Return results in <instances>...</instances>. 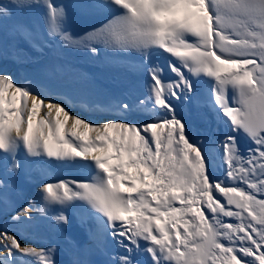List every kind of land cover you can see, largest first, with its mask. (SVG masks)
<instances>
[{
  "label": "bare ground",
  "instance_id": "1",
  "mask_svg": "<svg viewBox=\"0 0 264 264\" xmlns=\"http://www.w3.org/2000/svg\"><path fill=\"white\" fill-rule=\"evenodd\" d=\"M192 29L195 34H188ZM0 37L6 53L10 52L7 57L19 65L26 63L34 49L49 53L45 65L37 68L40 78L36 83L42 87L32 86L39 97L31 94L30 87H19L27 80L25 76L16 75L8 90V69L0 76V220L4 218L6 232L12 228L35 243V257L40 258L42 252L52 264H61L66 257L68 264H105L117 239L111 232L116 225L113 221L125 218V202L141 195V182L118 187V181L116 187L108 180L117 163L109 153L114 152L116 143L121 144L119 136L124 144L118 161L129 149L144 147L155 154L160 180L166 170L175 173L171 166L183 159L179 153L184 147H190L197 160L185 178L191 175V180H201L202 175L203 184H209L215 174L225 173L226 167L230 170L236 159L241 166L233 170L237 176L234 182L233 177L220 178L227 188L226 201L235 203L232 211L243 214L251 195L264 199V0H0ZM153 49L162 50L149 59L146 69V53ZM121 75L130 88L119 92L113 88V77ZM128 97L146 107L168 104L170 123L159 138L149 131V140L139 142L138 131L128 132L126 123L123 127L119 110L123 104L125 109L129 107ZM78 101L85 103V111L82 105L72 107ZM121 129L128 130L121 133ZM169 151L172 154L167 159ZM62 160L68 161L72 176L64 177L65 172L59 170ZM205 160H210L212 167L197 170L198 163ZM46 175L49 178L29 185V178ZM183 178L177 180L174 191L161 190L157 198L166 202L185 193L188 198ZM141 181L146 182L144 178ZM222 214L229 222V215ZM161 218V223L151 219L143 230L145 242L131 239L129 244L138 249V264L157 262L148 243L159 245L165 225H169ZM258 220L250 217L242 227H229L233 245L241 246L252 264H264V223L257 225ZM184 229L182 226V233ZM244 230L246 241L238 238ZM205 232L199 234L200 239ZM167 237L163 242L170 245L161 249L159 258L175 260L172 253L178 244ZM16 240L10 238L9 247ZM236 250L232 249V254ZM0 251L8 259L14 257L10 251ZM128 258L119 264H128ZM223 260L228 264L229 260Z\"/></svg>",
  "mask_w": 264,
  "mask_h": 264
},
{
  "label": "rangeland",
  "instance_id": "2",
  "mask_svg": "<svg viewBox=\"0 0 264 264\" xmlns=\"http://www.w3.org/2000/svg\"><path fill=\"white\" fill-rule=\"evenodd\" d=\"M212 2H216V0H212ZM207 5H208L209 8L211 7L209 5V3ZM193 15L195 16L196 14H193ZM238 17H239V15L234 14V18H238ZM247 17H249V16H247ZM167 24H169V23L167 22ZM188 34H195V32L192 29ZM166 37L169 38V36H166ZM2 38L3 37H0V48H1V52H0V70H1L0 71V76H2V75L4 76V74L6 73L5 69H8L9 77L7 78V80H5V81H7L6 82L7 88L6 89L8 90V86H10L11 81H13L15 79L16 75H20L21 74L22 76H25L24 79H27V80H25V82L21 83V86H19V87H21L22 89H29V87H30V91L31 90L33 91V93H31V94H33L34 96L36 95V96L39 97V94L37 95V94L34 93V92L37 93V91H38V90L35 91V88L38 89V88L42 87V85H40V83L39 84L36 83V80L40 78V75H39L40 73L37 70V68L40 67V66L45 65L44 64V59L47 56H49V53L43 52V51H38V50L34 49V50H32L33 52H31V55L28 57L29 60L27 58L26 59V63H24L23 65L21 64L22 65L21 66L16 61H14L13 59L10 60V58L7 57L10 52L6 53V51H7V50H5L6 46H5L4 42H3L4 38L3 39ZM25 49H26V47L23 46L22 50H25ZM197 49H200V47H197ZM25 64H27V65H25ZM33 81H34V83H33ZM113 81H114L113 88L119 89V92L126 91V90H128L130 88V86H129L130 83L127 82V80L125 79V76H122V75L120 77L114 76L113 77ZM31 83L34 84V85H32ZM55 83H59V82H55ZM165 83H167V82H165ZM35 85H38V86H35ZM32 86H35V88L33 87V89H32ZM39 86H41V87H39ZM106 88H107L106 90L109 92V87H106ZM1 91L2 90H0V94H2ZM51 96H54V94L51 95ZM56 96H57V100H61L62 101L61 96H59V95H56ZM131 98L132 97H128V100L130 102L129 103V107L127 109H125L124 107H126V105L123 104V105H121L122 107L119 110L120 112L118 111L120 116H121L120 119H122L123 123H124L123 127H125L126 124H127L126 128H129V130L128 129H121V133L124 132V130H128V132H131V133L133 132L134 134L138 131L137 134H135V135H136V138L139 140V142H141V141L144 142V141L149 140V137H148L149 131L152 132V133H156L157 137L159 138L161 136L162 132L166 130L167 125L170 123V111H169V109H167V105L168 104L165 103V104L161 105L162 106L161 107L159 105L160 103H157L156 105H152V106L147 105V107H146V105H144V103L142 101L138 102V100H134L133 98L132 99ZM82 103L83 102H79L78 101L76 103V105H74V106L72 105V107L73 108L76 107L75 109H79V108L82 107V108H84L83 110L85 111L86 110V107H85L86 105H85V103H83V104ZM0 104H1V102H0ZM97 107H98V105L94 106L93 110L97 111L98 110ZM111 108H112V106L110 107V109ZM145 108H148V109L145 110ZM164 108H166V109H164ZM119 137H120L119 141L121 142V144H117L116 143L115 144L116 148H115L114 152L109 153L110 154L109 157L112 156L113 158H115V162L117 161L118 164L116 163L115 166L113 167V170L109 173L108 180L112 181L114 185L117 184L116 182L119 181L118 184H117L118 187H122V186L131 187V185H133L134 183H140L141 182L140 183L141 195H139L140 197H138V198H136L135 197L136 195H135L134 196L135 198L133 197V200H131V202H129L130 204L128 202H125L126 206H124V208H123V211L125 213L124 214L125 218H122V220L121 219H117L118 221L117 220L113 221L116 225H114V227H112L113 230L111 232H112V234H116L117 239H115L116 241L114 243L115 247H114L113 252L108 253L107 256L105 257V264H119V262L122 261V259L125 260L127 257H129L128 258V264H138L139 263L137 261L138 249H137V247L136 248H132L133 245H131L129 243L131 242L132 238H134V240L136 239L138 244L142 243V242H145L146 241V237H144L145 232L143 230H145V231L147 230V225H148L149 222H151V219H152V221L160 220L159 221L160 223L163 222L161 217L166 219V221H167L166 223L169 224V225H165V230L166 231L162 234V237L159 239V243H158L159 245H156V243H155V245H151V243H148L149 244V249H151V251H152V249H154L153 252L155 251V255H156L155 258H158V260H157V262L155 264H157V263L158 264H211V263L212 264H223V262H224L223 258H225V261L229 260L228 264H236V262H237V264H248L246 262H250L249 254H248V256L247 255L245 256L244 251H243L241 246L238 248V247H236V245H233V243H232V241L230 239V237H232L231 234L233 232H232V230L229 227H231L232 225L235 226V227L236 226L242 227L243 225L241 223L243 221H245V219L247 220L250 217H257L259 220L257 221L256 224L257 225H259V224L262 225L264 223V199H260V198H257V196L251 195L250 197H248L249 198L248 199V201H249L248 202L249 203L248 207L245 208L244 210H241L242 213L244 212L243 214H235L236 211H234V210L232 211V208L234 207L235 203H230L229 201H226V198H227V196L225 195V192H226L225 188L226 187L223 186L224 184H221L222 181H221L220 178L225 177V176L233 177L232 178L233 181L231 183L234 182V178L236 179L237 176H236V173H234L233 170H234V168H237V167L241 166V164H238L236 159L233 158L234 160L232 161V166H231L230 170H227V167H226L225 173H221V174L219 173L218 175L215 174L216 176L212 179V181H209V184H203V183H201L202 180H203L202 175H200L201 180L200 179L191 180V175H189V179L185 178V177L188 176V172L190 170L189 168L192 166V163H197V160L192 158V153H193L192 149L190 147H184V150L185 149H190V150H188V152H186V153H184V150L179 153V155L182 156L183 159L179 158V160H180V161H178L179 163L177 162V163H175L174 165L171 166L172 168H173V166L175 167L173 169L175 171V173L171 172L169 170L168 171L166 170V173H165L166 176L165 177L166 178L168 177V178L166 179L165 177H163L160 180V178L157 175L158 171L157 170L155 171V167H154V155L155 154H154V152H149V151L146 152V149L144 147H142V149H138L136 147H134V149H129V151H127V153H126V156L118 161L117 156L123 152L122 145L124 144L123 137L122 136H119ZM168 153H169L168 155L166 153L167 159L170 157L169 155L172 154V153H170V151ZM131 156H132L133 159L131 158ZM191 160H193V161H191ZM51 161L52 160H50V162ZM188 161H191V162H188ZM62 162H64V163L61 164L62 166L60 165L61 167L59 168V170H62L63 172H65L66 175L64 177L72 176V175L68 174V170L71 168L70 165L68 164V161L67 160H62ZM65 163H67V164H65ZM198 164L200 166L197 168V170H199V169H203L204 170V168L208 169L210 166L212 167V164H211L210 160H208V161L205 160V161L199 162ZM64 165L66 166L65 168H64ZM61 168H64V169H61ZM153 168H154V170H153ZM203 170H202V172H204ZM39 171H42V170L39 169ZM143 171H144V173H143ZM227 171L228 172L231 171V172L228 173ZM118 172H120V173H118ZM168 172H169V174H168ZM142 173H143V175H142ZM171 173L173 175H171ZM62 174L64 175V173H62ZM209 174L211 175V173H209ZM78 177H80V176H78ZM45 178H49V175H46L44 178H39V177L36 178V179H30L29 178V185H30V182L35 185L37 180H43ZM143 178L146 181L145 183H144V181H141ZM151 178H152V180H151ZM180 178L184 179L187 187L189 188V192L190 193H189L188 198L184 197V196L187 195V193H185V195H179L178 196L179 200L175 198L173 200H169V201H166V202H163L162 199L160 201V198L159 199L157 198V196L160 195V191L161 190L162 191H168L169 193L171 191H174L175 188H177L175 186L176 185L175 183H177V180L178 179L180 180ZM215 179H216V181H215ZM262 179H263V177H262ZM150 181H152V182L150 183ZM188 181H190V182H188ZM171 183L172 184L174 183V184L172 185ZM114 185H113V187H114ZM117 185H115V186L117 187ZM230 185L233 186V187L237 186V184H230ZM203 186L205 187L207 192H205V189H204ZM233 191H235V189H233ZM142 192H144V194ZM198 194L199 195L202 194V195L199 196ZM17 195H19V194H17ZM197 195H198V197H197ZM139 198H140V200H139ZM199 199H200V201L198 202ZM196 201H197V203H196ZM133 202H134V204H135V202H137V203L134 205V204H132ZM169 202H170L171 205L169 204ZM213 202H214V204H213ZM206 203H207V205H206ZM228 203H229V206H227ZM164 204H165L166 207L164 206ZM216 205L219 207V210H218V207ZM244 205H245V203H244ZM209 206L211 208H213V210L211 208L209 209ZM186 207H189L190 209L186 208ZM156 208L159 209V210L157 211ZM229 209L231 211H229ZM140 210H142V211H140ZM251 210H253V211H251ZM137 211H138V213H137ZM197 211H199L198 214H197ZM222 211L229 215L228 216V220L230 219L229 222L225 221L226 219H224L223 214L220 215L222 213ZM191 212H193V213L191 214ZM199 213H200V217L201 218L199 217ZM193 214L195 215V217H194ZM210 214H212L213 216L210 215ZM245 214H246V216H245ZM165 215L166 216L168 215V217H166ZM135 216H137V218ZM140 218H142V219H140ZM207 218H208V220H207ZM3 219L4 218H1V220H0V222H1L0 223V248H2L4 251L5 250L6 251H10V254L12 253V256H14V257H12L11 259H8L6 256H4L5 252L0 251V264H3V263L7 264L8 262H9L8 264H16V263H18V264H41V262H42V264H44V263L45 264H52V262L47 261V259L45 257V254L42 253V252L40 253V258L41 259L38 258V257H35V253H34L36 251L35 243H33L28 237L23 236V235H26L24 232H23L24 234L21 235L20 233H17L14 230L12 231V228H10L6 232V228H3V226H2L4 224V220ZM139 219H140V221H139ZM241 219H242V221H240ZM231 220L233 221V223L230 222ZM173 221H175V222H173ZM176 221H177V223L180 226L176 223ZM180 222H182V223L180 224ZM223 222L225 224H223ZM140 223L142 225H140ZM143 223H144V225H143ZM166 223H163V224H166ZM175 223H176V225H174ZM136 224H139L140 226H138V228H137ZM247 225L251 226L250 223H248ZM77 226L79 227L78 224H77ZM182 226H183V229L185 227V229L183 230V232H185V233H182ZM224 226L226 227V229L222 230V228ZM166 227H169V229L166 228ZM16 229H18V228H16ZM18 230L22 233V231L20 229H18ZM136 230H137V233H136ZM141 231L143 232V234H142ZM203 231H206L205 232V236H204L203 239H200L199 238L200 237L199 234H202ZM178 235L179 236L181 235V236H183L185 238H179ZM245 235H246V231L244 230V234H241L238 238L242 237V238H244V240H242V241H246V236ZM127 236L128 237L131 236V238H127ZM167 236H171L170 237L172 239L171 241H175L178 244V246L174 247L175 251L172 253V257L176 258L178 260H176V259L172 260L170 257H168V259H163L161 257L159 258V252L170 245V244L165 245L164 242H163V239L168 238ZM13 237H15V239H17V240H16V242H13V245L11 247H9L10 246L9 245V243H10L9 239L13 238ZM135 237H138V238H135ZM21 238H22V240H21ZM223 238H224V240H222ZM207 242H209L211 244L210 249H207L206 246H205V245H207ZM223 242H224V244H223ZM17 243H18V245H17ZM229 243H230V245H229ZM38 245H39V242L37 243V246ZM25 246H31V247H27L25 249ZM128 247H130V248H128ZM183 247H184V249H183ZM201 247H202V249H201ZM222 247L223 248L225 247L226 250H221ZM127 248H128V250H127ZM203 248L204 249L206 248V249L204 250ZM23 249H24V251H23ZM124 249L127 251V253H126V251ZM190 249L191 250L193 249L192 253H191ZM199 249H201L200 252H198ZM232 249L234 251L237 249L236 252H234L235 254L234 253L232 254ZM25 250H27V251H25ZM261 250H262V252L264 251V246L261 248ZM156 251H158V252L156 253ZM194 252L197 254V256L194 255L195 254ZM174 253H176V254H174ZM187 254H189L190 256L187 255ZM227 254H229V255H227ZM17 255H19V256L17 257ZM120 255L123 256V257H121ZM192 255H194V256H193V259L191 258L192 259L191 260L190 257H192ZM263 255H264V252H263ZM118 256H120V258H118ZM125 256H127V257H125ZM59 257L60 256H58L57 258H59ZM182 257H184V258H182ZM2 258H4V260ZM26 259H27V261H26ZM68 259L69 258L66 257V260H64V262L61 263V264H65V262H66V264H68ZM212 260H213V262H212ZM18 261H21V262H18ZM144 263L147 264V262H144ZM250 263L252 264V262H250Z\"/></svg>",
  "mask_w": 264,
  "mask_h": 264
}]
</instances>
